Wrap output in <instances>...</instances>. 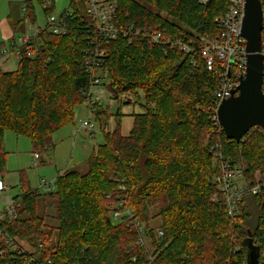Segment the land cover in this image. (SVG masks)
Here are the masks:
<instances>
[{"label": "trees", "instance_id": "trees-1", "mask_svg": "<svg viewBox=\"0 0 264 264\" xmlns=\"http://www.w3.org/2000/svg\"><path fill=\"white\" fill-rule=\"evenodd\" d=\"M114 1L121 27L134 23L141 30H161L170 39L192 43L199 35L216 37L219 29L214 20L229 5V0ZM27 5L28 20L13 22L9 17L13 31L35 20L31 2ZM76 33H42L33 57L23 48L14 70H0V178L7 172L5 131L27 137L34 152L42 156L52 149L53 134L74 119L75 106L84 102L85 43L74 38ZM261 36L264 46V28ZM14 39L11 35L8 41L0 40V54ZM104 65L109 88L141 90L142 96H136L144 101L145 110L132 114L128 134L121 133L119 121L104 134L105 141L93 148L85 172L66 169L58 173L54 191L30 188L21 173V189L14 196L17 217L0 226L36 248L35 262L30 264L47 259L54 264L143 262L145 251L135 246V233L111 218L109 206L120 196H126L127 207L147 228L158 250L156 264L243 262L251 236L264 251V200L245 195L239 215L232 219L213 182L216 165L209 150L214 139L209 107L220 64L208 70L198 53L193 65L189 54L177 48L164 52L139 35L131 43L121 36L113 40L106 46ZM104 111L96 110V118ZM220 139L225 156L243 165L246 178L255 171L264 172V136L257 129L238 143L224 132ZM118 175L126 179L124 190L114 180ZM158 216L161 221L154 227L151 221ZM48 217L57 224L48 225ZM157 230L163 235L158 236ZM235 247L237 252H233ZM26 256L10 251L0 236V264H26Z\"/></svg>", "mask_w": 264, "mask_h": 264}, {"label": "built area", "instance_id": "built-area-1", "mask_svg": "<svg viewBox=\"0 0 264 264\" xmlns=\"http://www.w3.org/2000/svg\"><path fill=\"white\" fill-rule=\"evenodd\" d=\"M55 2L56 0H40L39 5L44 14V22L40 24L36 17L33 22L28 21L23 31L11 43L2 48L0 57L12 56L17 64L22 57L23 48L27 49V54L30 57L37 53L38 47L42 43V33L65 35L71 31H76L74 38H81L85 43L84 70L87 76V86L82 90V93L90 110L89 116L94 115V112L103 106V100L107 103V109L118 107L119 104L123 103L142 104L141 99L136 96L137 93H141V90L118 92L109 88L108 69L104 65L106 46L119 36L131 43L133 38L143 35L147 38L150 46L161 47L164 52L168 48H177L182 53L191 56L193 65L196 64V56L199 53L208 70H212L215 63L218 62L222 71L209 107L214 134L209 150L213 154L216 165L213 182L224 199L228 216L232 219L239 215L240 203L245 195L261 197L264 200V172L255 171L250 178H246L243 173V165L235 164L225 156L220 139L224 131L217 116L220 103L232 96L233 90L239 86L246 73V40L241 34L245 0H229L225 13L217 16L214 20L219 29L216 37L209 39L199 35L194 43L183 39H170L161 30L144 31L136 27L134 23L121 27L116 19L117 3L114 0H68L67 6L58 14L54 13ZM200 2L206 3L207 0H200ZM27 8V3L23 4L22 9L27 11ZM33 13H35L34 10ZM262 20L264 28L263 6ZM260 52L264 56V46ZM262 90L264 93V67ZM79 128L92 137L101 132L100 127L90 118L81 120ZM254 129H257L264 136V130L255 126L250 128L240 141H244L246 135ZM32 156L33 166L36 167L42 156L36 151L33 152ZM236 178L242 180L236 181ZM114 180L120 184L121 189H125L126 179L124 177L118 175ZM55 189V180L46 181L44 179L39 182L36 188L42 193L52 192ZM7 190H9V186L4 179L0 178V222L10 221L17 217L14 195L10 196ZM125 199L126 196H120L114 203L110 204L111 218L116 223H124L135 233V246L145 251V260L137 264H156L155 259L158 250L152 244L147 228L135 212L127 207ZM214 199L217 200L218 198L214 197ZM156 232L158 236L163 235L161 230ZM0 236L10 251L27 254L25 257L26 264L35 262L36 248L33 250L27 248L23 239L9 235L1 226ZM250 240L256 246L257 239L251 236ZM238 250L239 248L235 247L233 252ZM132 260L137 261V257L133 256ZM37 264L54 263L47 259ZM230 264H246V260L243 262L232 261ZM258 264H264V251L259 249Z\"/></svg>", "mask_w": 264, "mask_h": 264}, {"label": "rangeland", "instance_id": "rangeland-1", "mask_svg": "<svg viewBox=\"0 0 264 264\" xmlns=\"http://www.w3.org/2000/svg\"><path fill=\"white\" fill-rule=\"evenodd\" d=\"M31 2L37 21L42 24L44 22V14L38 3V0H0V40L3 38V30L6 27L8 34L15 35L17 37L25 27L26 23H21L17 31H13L9 25V17L13 22L25 18L28 20L27 12L22 9L23 4ZM68 4V0H56L54 13L58 14ZM5 61L0 57V70L3 72H10L15 69V60L9 59ZM142 96V93H140ZM144 102V101H143ZM131 104L123 103L118 107H110L107 109V103L102 101V108L105 109L104 114H100L99 118H96L95 114L89 116V108L85 101L74 108V119L57 130L53 136V146L48 153H42L43 160H39L38 166L34 167L32 163V154L34 149L31 141L25 136L16 135L12 131H5L4 133V150L7 152L6 169L7 172L4 175V181L9 186L7 193L10 196L15 195L21 189L22 172H24L26 180L30 188H37L39 182L44 179L51 181L47 176L40 175L44 169L51 170V173H57L59 170L74 169L80 172L86 171V161L90 156L93 148L104 143L107 132H111L116 127V122H120V131L122 134H128L132 128L133 116L132 114L141 113L145 110L144 103ZM90 118L92 122L100 127L101 132L90 136L83 129L79 128L80 122L83 119ZM51 162V163H50ZM45 173V172H44ZM44 177V178H43ZM242 180L236 178V181ZM110 208V207H109ZM257 210V209H256ZM158 208L154 209L156 213ZM48 213L52 215L53 210H48ZM160 217H155L151 224L157 227L160 223ZM48 225L55 226L57 222L48 217L46 219ZM52 228V227H51ZM53 229V228H52ZM55 234V232H54ZM24 245L27 248L33 250L34 246L30 245L26 239H23Z\"/></svg>", "mask_w": 264, "mask_h": 264}, {"label": "water", "instance_id": "water-1", "mask_svg": "<svg viewBox=\"0 0 264 264\" xmlns=\"http://www.w3.org/2000/svg\"><path fill=\"white\" fill-rule=\"evenodd\" d=\"M262 3L261 0H245L241 34L246 40V73L232 96L224 99L217 116L225 136L240 142L252 127L264 130V93L262 49ZM197 48V45L195 44ZM246 264H258V247L247 241Z\"/></svg>", "mask_w": 264, "mask_h": 264}, {"label": "crops", "instance_id": "crops-1", "mask_svg": "<svg viewBox=\"0 0 264 264\" xmlns=\"http://www.w3.org/2000/svg\"><path fill=\"white\" fill-rule=\"evenodd\" d=\"M3 33H4V34H3V38H2V40H3V41H4V40H5V41H8V39L10 38V35L8 34L6 27H4ZM2 59L4 60L3 62L5 63V61H10L9 59H12V56H9V57H7V58H3V57H2ZM15 65H16V63H15ZM32 155H33V154H32ZM32 157H33V156H32ZM40 159L43 160V157L40 158ZM50 163H51V162H50ZM44 168H45V167H43V168L40 169V170L43 172V174H39V175H38L39 178H40V175H41V177H42V176H44V177L47 176L48 179H53V180H54L58 173L64 171V170H59V171H57V173H54V172L51 173V170H49V169L47 170V169H44ZM44 172H45V173H44ZM44 177H43V178H44ZM17 193H18V192H17ZM17 193H16V194H17ZM16 194H15V195H16ZM15 195H14V196H15Z\"/></svg>", "mask_w": 264, "mask_h": 264}]
</instances>
